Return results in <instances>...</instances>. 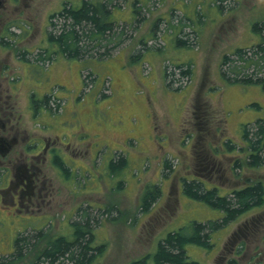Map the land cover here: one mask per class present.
<instances>
[{
    "label": "rangeland",
    "instance_id": "374dc122",
    "mask_svg": "<svg viewBox=\"0 0 264 264\" xmlns=\"http://www.w3.org/2000/svg\"><path fill=\"white\" fill-rule=\"evenodd\" d=\"M84 1L34 0L39 35L45 37L42 30L48 18L64 3L80 7ZM115 1L110 18L127 36L109 54L64 65L59 57L50 67L30 66L33 74L54 71L46 92L52 94L54 110L62 111L59 120L66 134L73 135L75 129L78 135L69 140L81 151L76 164L80 169L67 170L65 179L57 170H48L56 201L40 210L47 217L37 209L31 213L44 220L7 216V205L0 198V257L16 251L19 236L42 233L13 264H33L50 240L62 235L73 238L72 224L83 219L85 209L97 219L94 245L104 247L89 264H129L146 255H150L147 264H155L154 253L170 232L224 215L186 195L184 179L202 180L207 189L217 187L221 195L256 180L264 182V165L247 163L244 139L246 126L264 119V85L230 83L222 74L226 55L264 43V0ZM20 14L4 17L14 20ZM175 26L182 28L179 35L187 36V43H180ZM26 43L14 42L13 49L29 47L36 61L45 50L42 42L32 47ZM44 44L52 52L57 49L53 41ZM233 60L224 69L230 76L238 62ZM13 65L22 75L20 63ZM64 66L71 81L61 76ZM256 71L252 65L243 73L264 75ZM32 87L42 99L44 86H10L21 108ZM119 155L123 162L114 167L112 161ZM147 186H158L159 194L145 208ZM213 242L211 248L187 245L191 259L201 264H264V204L218 228Z\"/></svg>",
    "mask_w": 264,
    "mask_h": 264
},
{
    "label": "trees",
    "instance_id": "16d2710c",
    "mask_svg": "<svg viewBox=\"0 0 264 264\" xmlns=\"http://www.w3.org/2000/svg\"><path fill=\"white\" fill-rule=\"evenodd\" d=\"M109 1H111L109 3ZM115 0H103L94 3L85 0L80 7L65 4L63 10L55 16L49 31L50 39L58 44L64 53L70 57L85 58L87 56L107 55L126 39L124 29H119V22L110 18L111 4ZM139 1L135 4L138 5ZM140 7V6H139ZM264 29V25L262 26ZM187 37V36H185ZM184 35L179 36L180 43H187ZM195 41V36H193ZM190 42V41H189ZM234 59V60H233ZM238 61L231 69L235 74L228 75L225 66ZM254 65L256 73L264 72V43L252 47L240 48L224 57L222 74L230 83H254L264 85V75L253 76L247 72ZM189 68V67H188ZM241 74H243L241 76ZM244 139L248 146L249 165H264V119H258L255 124L245 128ZM234 147L231 142H226ZM123 162V157L112 161L116 167ZM183 192L191 198L205 201L211 206L223 211V216L216 220L193 221L177 231L170 232L163 238L154 253L155 264H201L191 259L187 245L196 244L204 248H211L215 231L236 219L239 215L254 207L264 204V182L256 180L239 189H233L221 195L217 187L207 189L202 180L184 179ZM159 194L158 186H147L143 207L147 208ZM83 219L74 221L75 233L73 238L68 235L50 240L39 253L33 264H89L98 253H102L103 246L94 245L93 227L97 219L86 209L82 211ZM42 233L35 232L32 236L21 235L17 240L16 251L8 256L0 257V264H13L23 253L24 247L31 245ZM33 239V240H32ZM150 255L131 261L129 264H147Z\"/></svg>",
    "mask_w": 264,
    "mask_h": 264
},
{
    "label": "flooded vegetation",
    "instance_id": "af4514ba",
    "mask_svg": "<svg viewBox=\"0 0 264 264\" xmlns=\"http://www.w3.org/2000/svg\"><path fill=\"white\" fill-rule=\"evenodd\" d=\"M33 1L0 0V56L4 54L0 58V198L1 202L7 205V216L19 215L23 219L37 218L41 221L44 220L43 216H32L31 213L38 211L47 217L46 211L40 210H46L48 205L51 206L53 201H56L54 180L48 170H57L65 179L67 172H77L80 169L76 164L77 161L80 164L81 151L76 150L74 143L69 140L78 136L75 129L73 135L66 134V126L59 120L62 111L54 110L49 100L52 94L46 92L45 86H49L47 81L53 78V69L52 72L49 70L46 76L41 75L39 71L33 74L30 66L34 64L50 67V64L56 65L59 57L62 59V65L71 64L70 61L76 62L78 57L67 56L56 43L54 44L57 49L53 52L44 44L51 42L49 31L54 14L58 15L66 3L59 11L50 15L45 29L42 30V35L45 36L42 38L38 32V18L32 10ZM12 12H21L18 15L21 19H9L8 16ZM7 14L8 16L4 17ZM24 23L27 24L23 26ZM30 25L33 26L32 30H28ZM26 31L29 33L25 34ZM18 41H27L26 44L30 47L32 43L40 41V47L45 49L44 53L38 54L35 61L30 57L35 51H30L29 47L26 50H17V47L13 49L14 42L17 44ZM55 54L58 57H55ZM9 58L12 59V64L9 63ZM15 63H20V68L24 69L22 75L16 74L15 69L18 67L13 65ZM61 76L63 80L71 81L67 66H64ZM65 82L61 81L63 84ZM10 86H44L41 91L43 97L38 98L37 91L32 87L27 94L26 106L21 108L18 101H14L15 96ZM66 148L73 152H67ZM71 175L70 173L69 179L73 178Z\"/></svg>",
    "mask_w": 264,
    "mask_h": 264
},
{
    "label": "crops",
    "instance_id": "0c3cea01",
    "mask_svg": "<svg viewBox=\"0 0 264 264\" xmlns=\"http://www.w3.org/2000/svg\"><path fill=\"white\" fill-rule=\"evenodd\" d=\"M193 2H198V3H202V2H204V0H193ZM194 18H196L195 16H193ZM192 17L190 16V18L189 19H191ZM180 29H182L181 27H180ZM179 28H177L176 26H175V28H174V30H175V33H177L178 35H179V33L181 32V30H180ZM179 30V31H178ZM180 36V35H179Z\"/></svg>",
    "mask_w": 264,
    "mask_h": 264
}]
</instances>
